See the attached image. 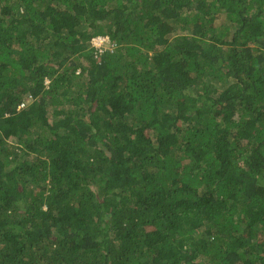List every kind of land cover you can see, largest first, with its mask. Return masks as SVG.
Returning a JSON list of instances; mask_svg holds the SVG:
<instances>
[{
	"label": "trees",
	"instance_id": "obj_1",
	"mask_svg": "<svg viewBox=\"0 0 264 264\" xmlns=\"http://www.w3.org/2000/svg\"><path fill=\"white\" fill-rule=\"evenodd\" d=\"M0 264H264V0H0Z\"/></svg>",
	"mask_w": 264,
	"mask_h": 264
},
{
	"label": "built area",
	"instance_id": "obj_2",
	"mask_svg": "<svg viewBox=\"0 0 264 264\" xmlns=\"http://www.w3.org/2000/svg\"><path fill=\"white\" fill-rule=\"evenodd\" d=\"M108 44H109V41L107 37H103V36H97L91 40V46L95 49L96 54L97 53L100 54L104 51L109 50L110 47L107 46Z\"/></svg>",
	"mask_w": 264,
	"mask_h": 264
}]
</instances>
